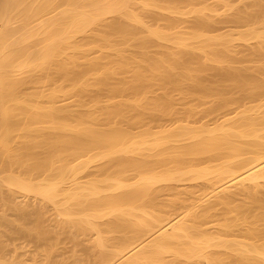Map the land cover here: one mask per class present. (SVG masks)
I'll list each match as a JSON object with an SVG mask.
<instances>
[{"label":"bare ground","instance_id":"1","mask_svg":"<svg viewBox=\"0 0 264 264\" xmlns=\"http://www.w3.org/2000/svg\"><path fill=\"white\" fill-rule=\"evenodd\" d=\"M245 1L215 21L202 0H0V264H264V0Z\"/></svg>","mask_w":264,"mask_h":264},{"label":"rangeland","instance_id":"2","mask_svg":"<svg viewBox=\"0 0 264 264\" xmlns=\"http://www.w3.org/2000/svg\"><path fill=\"white\" fill-rule=\"evenodd\" d=\"M241 1H242V0H234V3L236 4V5L233 4L234 7H235V6L237 7V6H239L240 4L242 5V4L244 3L245 0H244L242 3H241ZM202 2H205V4L208 3L209 5H210V4H215L214 7H216L217 10H216V11L213 10V11H211V13L209 12V14H211V18H212V19L214 18L215 21H216V20L219 21L220 18H221L222 20H225V18L227 19V17H228L227 20H229V19H230V18H229L230 13H231V14L233 13V11H231L230 9H229L230 11L227 10L228 8L226 7V8H227V9H226V8H225V5L223 6V4H224L223 0H202ZM232 2H233V1H232ZM245 2H246V1H245ZM211 6H213V5H211ZM154 10H157V9H154ZM156 12H157V11H156ZM212 12H213V13H212ZM166 14H167V13H166ZM168 14L170 15V13H168ZM189 15H190V14H189ZM212 15H213V16H212ZM173 16H174V15H173ZM175 16H177V15H175ZM181 16H182V15H181ZM181 16L178 15V17H181ZM184 16H186V15H183L182 18H184V19H185L184 21H187V22L190 21V19L193 20V18L195 17L194 14H192V16H194L193 18H192L191 16H187V17H184ZM223 16H224V17H223ZM215 17H216V18H215ZM217 17H218V18H217ZM180 20H181V18H180ZM182 20H183V19H182ZM182 20H181V21H182ZM190 22H191V21H190ZM220 22H221V21H220ZM220 22H217V23H216V27H215V25H214L215 30L213 29V33L221 32V33L227 34V31H228L229 33L233 34V36H234V35L237 36L236 33H238V31L241 30L240 28H239V30H237L238 28L234 27V26H233L232 24H230V22H228V21H225V22H226V23H229L230 25H227V24L224 23V22H221V24H222V25H221ZM183 23H184V22H183ZM189 24H190L189 27L191 28V23H189ZM223 24H224V25H223ZM182 25H183V24H181V26H182ZM184 25H186V23H184ZM184 25H183V27H184ZM186 26H188V24H187ZM186 26H185V27H186ZM226 26H227V27H226ZM219 27H220V28H219ZM230 27H231V28H230ZM232 27H233L234 29H233ZM258 27H259V26H258ZM260 27L262 28V26H260ZM260 27H259V28H260ZM190 28L187 27V30L190 29ZM224 28H225V29H224ZM228 28H229L230 30H228ZM235 28H236V29H235ZM180 29H181V30H185V28H184V29H183V28H180ZM219 30H220V31H219ZM235 30H236V31H235ZM242 30H244V29L242 28ZM225 31H226V32H225ZM230 31H231V32H230ZM232 32H233V33H232ZM240 32H241V31H240ZM229 33H228V34H229ZM217 34H218V33H217ZM234 39H235V38H234ZM234 39H233V40H234ZM235 40H236V39H235ZM156 41H159V40H156ZM165 42H166V41H165ZM165 42L163 41V43H162V41H161V43H162V44H161V45H162L161 47H165V46H163V45H165V44L167 45L168 42H166V43H165ZM233 42H234V41H233ZM233 42H231V43H233ZM255 42H256V41H255L254 39H248L247 42L244 41V40L242 41V40L239 39V40L235 41L233 44L230 43V45H233V46H232V50H231L230 55L233 56L234 58L236 57L235 60L241 59V58L247 53V48H248V47L251 48V46H253L254 44H257V43H255ZM156 43H157V42H156ZM169 45H170V44H169ZM250 45H251V46H250ZM156 46H157V45H156ZM159 46H160V44H159ZM172 47H173V46L171 45V48H172ZM233 47H234V48H233ZM156 48H160V47H156ZM156 48L153 49V50L156 51ZM168 48H169V47H168ZM168 48L165 49V50H168ZM160 49H161V48H160ZM162 49H164V48H162ZM157 50H159V49H157ZM233 50H234V53H233ZM169 51H171V49L168 50V52H169ZM170 53H171V52H170ZM242 59H245V56H244V58H242ZM239 63H240V62H238L237 64L240 65V66L245 64V63L243 64V62H241V64H239ZM237 64H234V63H233L234 66H236ZM211 75H212V74H211ZM210 77H211V76H210ZM176 93H177V92L174 93V94H175V97L177 96L176 98H177V99H178V98L180 99L181 95H178V94H176ZM174 94H173V95H174ZM197 94H199V93H197ZM178 96H179V97H178ZM188 96H189V95H188ZM193 96H195V97H193ZM196 96H197V95H192V98L197 99ZM199 96H202V95L200 94ZM199 96H198V97H199ZM173 97H174V96H173ZM175 97H174V98H175ZM176 98H175V100H177ZM181 98H182V97H181ZM183 98H184V96H183ZM185 98H186V97H185ZM192 98L188 97V99L186 98V99H184V100H190V102L193 103V101H191ZM195 99H194V101H195ZM199 99H201V97H199ZM202 99L204 100V98H202ZM205 99H206V98H205ZM206 100L209 101L210 99L207 98ZM178 101H179V100H178ZM207 101H205V102L208 103V104L203 103V102L201 101L203 104H206V105H205V106H202V103H201V105H200L201 107L199 106V108H202V110H203L204 108H205V109L208 108V107L211 105V102H210V101H212V100L209 101L210 103L207 102ZM66 102H67V101H66ZM66 102H64V103H66ZM68 102H69V103H72L73 101H72V102H71V101H68ZM68 102H67V103H68ZM182 102H184V101L182 100ZM182 102H180V104H179V102H177L179 105L175 103V104H176V107H175V108H178V106H180V105H181V106L184 105ZM187 102L189 103V105L191 104L189 101H187ZM187 102H186L185 104H188ZM194 103H195V102H194ZM72 104H74V103H72ZM209 104H210V105H209ZM181 106H180V107H181ZM187 106H188V105H187ZM207 106H208V107H207ZM185 107H186V106H185ZM199 108H198V110L200 111L201 109H199ZM230 108H231V109H230ZM236 108H237V105H236V104H234L232 107H229L230 111H231V110L234 111V109L237 110L238 108H237V109H236ZM179 109H183V108H178V110H179ZM225 110H226V111H225ZM180 111H181V110H180ZM227 111H228L227 109H220L219 112H216V113L212 114L211 116L204 118V120H206L207 118H208V119H211V118H213L214 116H219L220 114L225 113V112H227ZM202 114H203V113L201 112L200 115H202ZM200 115H199V116H200ZM208 119H207V120H208ZM95 164H96V163H95ZM92 166H94V164H92ZM95 169H96V168H95ZM95 169H94V170H95ZM89 170H90V169H89ZM89 170H88V171H89ZM91 170H93V167L91 168ZM91 170H90V171H91ZM82 175H83V174H82ZM83 176H84V175H83ZM84 179H85V178H84ZM82 180H83V179H82ZM235 189H236V188L229 189V190H232V192H233V191H236ZM228 192H229V191H228ZM163 193L168 194L167 192H163ZM20 197H21V196H20ZM20 197H19L18 199H20ZM22 198H23V196H22ZM22 198H21V199H22ZM24 198H25V197H24ZM211 199L213 200V198H211ZM211 199H210V200H211ZM22 200H24V199H22ZM19 201H21V200H19ZM201 205H202V203H201ZM52 215H53V214H52ZM55 217H56V215H55ZM57 218H59V217L57 216L56 219H57ZM54 219H55V218H54ZM56 219H55V220H56ZM59 219H60V218H59ZM59 219H58V220H59ZM58 220H57V221H58ZM212 224H213V223H212ZM209 226L211 227V225H209ZM209 226H208V227H209ZM212 227H213V225H212ZM212 227H211V228H212ZM206 228H207V226H206ZM211 228H210V229H211ZM208 229H209V228H208ZM63 230H64V229H63ZM58 232H60V230H59ZM64 232H65V231H64ZM64 232H63V233H64ZM0 233H2V232H0ZM60 233H61V232H60ZM61 234H62V233H61ZM62 235H63V234H62ZM3 239H4V238H3ZM20 241H22V240H18V241H16V248H17L18 253L21 254V256H22V255L24 256L23 253H25V252L27 253V255H28V254L30 255V253H29L27 250L31 251V250H33V249H32L30 246L27 247V245H24V246H23V244H24L23 241H22V243H21ZM18 244H19V245H18ZM63 244H64V241H63ZM63 244H60V246H59V245H58V246H59V247H62V246H63V248H65V246L67 245V244H66V240H65V244H64V245H63ZM17 245H18V247H17ZM21 245H22V246H21ZM68 246H69V245H68ZM68 246H66L67 249L69 248ZM23 247H24V248H23ZM25 247H27V248H25ZM29 247H30L31 250L28 249ZM25 249H26V250H25ZM59 249L61 250V248H59ZM213 249H214V248H213ZM62 250H63V249H62ZM215 250H217V249L215 248ZM63 251H64V250H63ZM65 251H66V250H65ZM27 255L25 254L24 258H26ZM29 255H28V256H29ZM70 258H72V257H70ZM72 259H73V258H72ZM68 261L71 262V259H69Z\"/></svg>","mask_w":264,"mask_h":264}]
</instances>
